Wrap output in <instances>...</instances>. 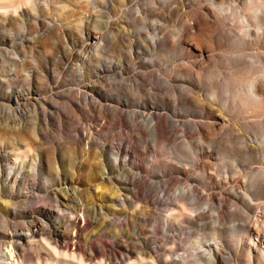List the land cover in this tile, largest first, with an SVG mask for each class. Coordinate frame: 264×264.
Here are the masks:
<instances>
[{"label": "rangeland", "instance_id": "obj_1", "mask_svg": "<svg viewBox=\"0 0 264 264\" xmlns=\"http://www.w3.org/2000/svg\"><path fill=\"white\" fill-rule=\"evenodd\" d=\"M0 3V251L33 231L19 264L264 261L262 0Z\"/></svg>", "mask_w": 264, "mask_h": 264}, {"label": "bare ground", "instance_id": "obj_2", "mask_svg": "<svg viewBox=\"0 0 264 264\" xmlns=\"http://www.w3.org/2000/svg\"><path fill=\"white\" fill-rule=\"evenodd\" d=\"M264 2V0H262ZM110 8H107V11H109ZM0 12H3L4 14H7L8 13V10H7V5H2V3H0ZM246 21V20H245ZM247 23V22H246ZM224 29V28H223ZM218 31V30H217ZM215 32V31H214ZM217 35H220V34H217ZM197 40V39H196ZM195 45H196V49H200L201 48V43L198 41H195ZM203 57V56H202ZM206 59V58H205ZM204 59V60H205ZM203 58H202V61L201 63H203ZM195 64V63H194ZM262 81V80H261ZM252 86L254 88H257V87H264V83L260 82L259 79H256L253 81L252 83ZM258 91V90H257ZM255 93V92H254ZM85 99L87 101H95L93 98L89 97V96H85ZM9 108V107H7ZM259 108V107H258ZM21 111V110H20ZM48 116V115H47ZM161 116V114H152L150 116H147L145 117V120L148 122V124L151 126V132H152V135L154 136V138H157L158 137V126H159V123H158V118ZM173 122V120H172ZM174 123V122H173ZM85 134V132H84ZM82 136V135H81ZM157 140V139H156ZM113 148L115 149H118V151L121 153V152H124V150H122V147L121 146H114ZM115 164L118 165L119 162L121 161L120 158L118 157H115ZM132 174H134L135 176H138L139 173L137 172H130ZM253 183L255 182L252 181ZM5 186L6 185H11V175L8 176V178L6 179L5 181ZM193 187H190V188H186V187H183L182 188V192L186 195H188V199L196 202L198 199V197L196 195H194V191H193ZM200 198V197H199ZM198 202V201H197ZM183 203V202H182ZM181 205V204H180ZM186 205V204H185ZM184 205V206H185ZM222 207V206H221ZM180 209L184 210L186 208L183 207V204L181 206H179ZM264 209V205L261 206V209ZM222 209V208H221ZM186 210V209H185ZM184 210V211H185ZM217 218L220 219V215H217ZM256 231L259 232L261 231V227L260 226H256ZM48 233L51 237V239H55V242L56 244H58V247L59 248H65L64 246V241H62L58 235H56V232H54V230H50L48 229ZM32 236H35L34 232L31 231V232H25V233H21L19 235V241L18 242H14L12 243V246H11V249L9 248L8 250H6L5 252L3 251H0V264H7V262L9 260H11L12 262L11 263H8V264H19L18 263V260L21 258L20 255L21 253L25 252L26 250V246L29 242H27L28 240H30V238ZM59 249L58 248H54V251H57V253L59 254ZM55 253V252H54ZM61 253V252H60ZM68 257V256H66ZM65 257V258H66ZM223 257V245L219 243V241L216 242L215 244V251L213 253V255H211V258L214 260H212V264H221V259ZM231 255L228 254V258H230ZM153 259L154 261L157 260L158 262H160V255H157V252H153ZM17 261V262H16ZM69 262V261H68ZM60 263V260L56 261L54 264H59ZM67 263V262H65ZM260 264H264V261L260 262Z\"/></svg>", "mask_w": 264, "mask_h": 264}]
</instances>
